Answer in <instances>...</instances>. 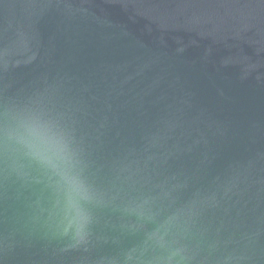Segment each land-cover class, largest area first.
<instances>
[{"label": "water", "instance_id": "water-1", "mask_svg": "<svg viewBox=\"0 0 264 264\" xmlns=\"http://www.w3.org/2000/svg\"><path fill=\"white\" fill-rule=\"evenodd\" d=\"M0 264H264V0H0Z\"/></svg>", "mask_w": 264, "mask_h": 264}]
</instances>
